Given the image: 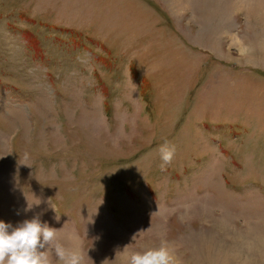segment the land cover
Here are the masks:
<instances>
[{
  "label": "rangeland",
  "instance_id": "obj_1",
  "mask_svg": "<svg viewBox=\"0 0 264 264\" xmlns=\"http://www.w3.org/2000/svg\"><path fill=\"white\" fill-rule=\"evenodd\" d=\"M33 217L84 264H264V0H0V220Z\"/></svg>",
  "mask_w": 264,
  "mask_h": 264
},
{
  "label": "clouds",
  "instance_id": "obj_2",
  "mask_svg": "<svg viewBox=\"0 0 264 264\" xmlns=\"http://www.w3.org/2000/svg\"><path fill=\"white\" fill-rule=\"evenodd\" d=\"M158 152L160 168L164 171L173 161L175 146L165 141ZM57 232L38 217L26 219L16 226L0 220V264H53L49 250L54 254L56 264H84L79 237L73 236V246L67 247L57 238ZM122 264H181V261L169 243L162 241L159 246L125 253Z\"/></svg>",
  "mask_w": 264,
  "mask_h": 264
},
{
  "label": "bare ground",
  "instance_id": "obj_3",
  "mask_svg": "<svg viewBox=\"0 0 264 264\" xmlns=\"http://www.w3.org/2000/svg\"><path fill=\"white\" fill-rule=\"evenodd\" d=\"M203 3V2H202ZM202 5V4H201ZM216 5V4H215ZM214 9H216V6H215V8Z\"/></svg>",
  "mask_w": 264,
  "mask_h": 264
}]
</instances>
